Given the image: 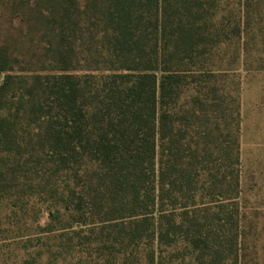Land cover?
Listing matches in <instances>:
<instances>
[{
  "label": "trees",
  "instance_id": "trees-1",
  "mask_svg": "<svg viewBox=\"0 0 264 264\" xmlns=\"http://www.w3.org/2000/svg\"><path fill=\"white\" fill-rule=\"evenodd\" d=\"M258 1L0 2V264H264L224 83Z\"/></svg>",
  "mask_w": 264,
  "mask_h": 264
},
{
  "label": "rangeland",
  "instance_id": "rangeland-1",
  "mask_svg": "<svg viewBox=\"0 0 264 264\" xmlns=\"http://www.w3.org/2000/svg\"><path fill=\"white\" fill-rule=\"evenodd\" d=\"M256 3L259 4L256 7H259L257 9L261 12H256L251 16V29L248 32V36H246L247 51L243 53L241 71L236 74H230L229 77L224 79V83L227 92L234 101L232 104L233 108L236 109L239 100L240 102L242 101V201H244L248 209L250 221L255 225L252 238H250L252 239V248L263 257L264 71L260 69L264 68V0H259ZM26 32V28L21 27L17 21L12 23L8 19L0 17V46H7L16 54L21 49L26 50L28 46L26 47L23 44V42L28 43V39L24 38ZM24 46L25 48L23 49ZM32 54L30 52V58ZM231 55L228 56V59ZM20 67L21 65H15L13 74L24 73ZM29 67L34 68L35 65H30ZM6 74L0 72V82H2ZM245 75L259 76L256 79L247 77L246 79ZM241 81H243L242 88L244 89L242 93L240 92Z\"/></svg>",
  "mask_w": 264,
  "mask_h": 264
},
{
  "label": "crops",
  "instance_id": "crops-1",
  "mask_svg": "<svg viewBox=\"0 0 264 264\" xmlns=\"http://www.w3.org/2000/svg\"><path fill=\"white\" fill-rule=\"evenodd\" d=\"M259 75H245V78L247 77V78H249V79H256L257 77H258ZM264 76V75H263ZM246 78V79H247ZM243 79H244V77H243ZM243 81H241V93H242V90L244 91V89L242 88V85H243V83H242ZM241 100H242V97H241ZM240 111H241V145H242V133H243V131H242V124H243V116H242V101L240 102ZM242 147V146H241ZM241 152H242V148H241Z\"/></svg>",
  "mask_w": 264,
  "mask_h": 264
}]
</instances>
